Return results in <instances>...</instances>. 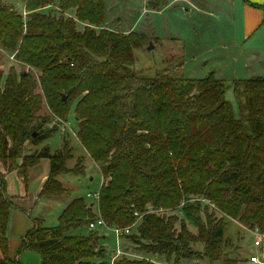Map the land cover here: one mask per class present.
Wrapping results in <instances>:
<instances>
[{
  "label": "trees",
  "instance_id": "16d2710c",
  "mask_svg": "<svg viewBox=\"0 0 264 264\" xmlns=\"http://www.w3.org/2000/svg\"><path fill=\"white\" fill-rule=\"evenodd\" d=\"M107 8L108 0H0V50L29 68L12 67L4 82L0 68V163L8 167L0 171V264H23L25 251L41 264H149L115 257L104 229L90 228L99 215L109 230L140 219L137 231L120 239L132 240L147 260L193 258L192 244H202L203 257L223 261L231 221L264 234V63L262 76L231 84L217 72L140 75L134 50L146 35L111 28ZM73 106L76 136L103 178L88 194L96 202L72 198L54 227L32 209L33 226L12 257L8 227L16 205L6 173L15 170L28 185L29 171L49 160L39 200L67 201L71 190L60 178L68 143L54 153L48 146L22 152L27 141L38 146L58 132ZM72 174H86L82 161Z\"/></svg>",
  "mask_w": 264,
  "mask_h": 264
},
{
  "label": "rangeland",
  "instance_id": "374dc122",
  "mask_svg": "<svg viewBox=\"0 0 264 264\" xmlns=\"http://www.w3.org/2000/svg\"><path fill=\"white\" fill-rule=\"evenodd\" d=\"M166 1L162 0L160 3L157 0H108V23L111 28L124 31L126 34L129 33L128 35L133 30L146 35L143 47L134 50V66L140 75L151 78L166 71H178L179 74L189 78H206L211 73L217 72L218 75L222 74L229 84L235 80L263 75L262 65L264 61H260L258 57L260 54L264 55V49H254L257 46H253L256 40L252 39L248 42L239 40V46L230 48L227 41L229 37H221L220 26L225 32L232 31L237 34L235 31L237 30L238 34L241 33L237 29L238 25L232 27L229 22L226 23V26L221 25L220 21L230 19V14L233 12L231 6H224L225 8L222 9L218 7L226 3L225 1L191 0L195 7L204 6V8L212 9V15H206L198 8L189 7L184 1ZM154 2H158L157 5ZM218 17H220V21ZM12 67L18 73L21 70L29 69L15 61L13 56H9L8 53L0 50V68L4 70L5 74L3 82ZM227 95L235 104V110L238 112V102L232 89L228 90ZM74 109L73 106L69 112L68 122L62 124L59 131L42 144L37 146L27 141L23 146L22 156L24 157L39 152L47 146L51 153H54L63 148L65 142L72 150L69 155L70 159L65 163V175L60 178L61 182L71 190V195L67 201H62L64 199L58 201L39 200L31 215L36 218H45L48 227L57 226L60 212L72 198L85 196L89 202L95 203V198L89 197L88 194L98 192L102 185L103 178L98 165L89 157L76 136ZM41 114L48 116L47 107L43 108ZM51 126L53 124L49 123L44 128H51ZM81 161L86 174L78 177L72 174V171ZM21 163L22 159H19L18 164ZM7 168L2 163L0 164V171L5 172ZM48 169H50V161L43 160L29 171V194H36L38 181L42 179L45 170ZM16 174L19 175L18 172ZM15 176L9 177L8 192L10 194L18 193V185L13 179L16 178ZM19 177L27 186L26 180L20 175ZM22 210L24 209L22 208ZM13 212L14 210H12ZM210 212L212 211L210 210ZM29 213L30 210L21 211L20 214L23 219L28 218L26 220H29ZM216 217L219 220L221 215L216 214ZM139 220L135 222V224L138 222L134 227L135 232ZM12 223L15 226H21L22 220L11 215L9 225ZM176 226L178 228L179 224ZM227 228L224 238L226 242L224 241V245L222 244L221 247L223 261H211L207 257H203L205 251L202 244H192L193 258H181L178 262L175 261L174 257L167 259V256L153 257L147 260L138 252V247L130 239H120L122 249L128 247V250L125 249L120 257L137 260L139 263L148 262L149 264H252L249 261L250 256L258 253L257 249L253 248L255 232H250L248 227L236 221H231ZM189 229L192 232H197L196 228L192 226ZM100 231L107 237L104 243L110 249L118 247L120 237L113 230L104 229ZM20 261L23 264H41L40 256L33 252H25L20 257Z\"/></svg>",
  "mask_w": 264,
  "mask_h": 264
},
{
  "label": "crops",
  "instance_id": "0c3cea01",
  "mask_svg": "<svg viewBox=\"0 0 264 264\" xmlns=\"http://www.w3.org/2000/svg\"><path fill=\"white\" fill-rule=\"evenodd\" d=\"M174 1H178V2L184 1L189 5V7L192 6L194 8H198L204 14L212 15V9L204 8V6L195 7L191 0H174ZM223 1H225L226 3L222 4L221 5L222 7L221 6H218V7L222 9V8H225L224 6H231L233 12L232 14H230L231 17L228 20L220 21L221 19L220 17H218L219 21L221 22V25L226 26V23L229 22L232 27L233 26L236 27L238 25L239 28L237 26V29L241 31L240 34H238L237 30H235L237 34H235V32H232V31L225 32L220 26L221 37H229L227 39L229 47L231 48V47L239 46V42L241 40H243L244 42H248L253 39V40H256L253 46L257 45L256 47H254V49L260 48V50H263L264 49V0H223ZM174 39L176 40L177 38H174ZM258 58L260 61L261 60L264 61V55L260 54ZM48 173H49V169L45 170V173L43 174L42 179L38 181L39 185L37 187L36 194L34 193L29 194L28 186L30 183L26 186V184L23 182V179H21L19 175L16 174V172L6 173L7 180H8V189H9V177H13L17 175L15 176L16 178H13V179L16 181L18 185V191H17L18 193L14 192L11 194L15 196L14 203L16 207L13 209L14 212L13 213L11 212V215L13 217H16L22 220L21 226H17V225L15 226V224L12 223L8 227L9 229V251L12 257H15L17 255L18 249L21 244V237L26 233V231H28L33 226V222L31 218L29 217V220H26L28 218L23 219L20 213L21 211H28V210L31 211L32 209L34 210V206L36 202L39 200L38 196L41 191V188L43 184L45 183V181L47 180ZM19 190H21L20 193H19ZM22 208L24 210H22ZM25 252H30V251H25ZM25 252H22L18 256L19 260H20V257H22V255ZM2 256L3 254L0 249V258Z\"/></svg>",
  "mask_w": 264,
  "mask_h": 264
},
{
  "label": "built area",
  "instance_id": "2783aa9c",
  "mask_svg": "<svg viewBox=\"0 0 264 264\" xmlns=\"http://www.w3.org/2000/svg\"><path fill=\"white\" fill-rule=\"evenodd\" d=\"M137 215V213H136ZM137 224V223H136ZM136 224H133V226L128 227L126 229H119L115 228L113 231L118 235V237H121L123 233L125 234H130L133 232L134 227ZM90 228L92 229H106L107 224L105 221L102 219V217L99 215L98 219L96 221H93L90 223ZM254 243H253V248L257 249L258 253H255L254 255L250 256L249 261L252 264H264V254L262 251V247L264 246V234L261 233H254ZM122 243L120 242V238L118 239V247L116 249V255L115 257H120V254L123 253L125 249L128 250V247H126L124 250L122 249ZM113 264V262H112Z\"/></svg>",
  "mask_w": 264,
  "mask_h": 264
},
{
  "label": "water",
  "instance_id": "95a60500",
  "mask_svg": "<svg viewBox=\"0 0 264 264\" xmlns=\"http://www.w3.org/2000/svg\"><path fill=\"white\" fill-rule=\"evenodd\" d=\"M151 45H152V44H151ZM63 99L66 100V96H65V95H63ZM36 136H37V134L35 133V134H34V137H36Z\"/></svg>",
  "mask_w": 264,
  "mask_h": 264
}]
</instances>
